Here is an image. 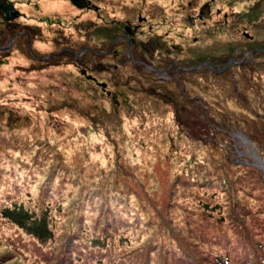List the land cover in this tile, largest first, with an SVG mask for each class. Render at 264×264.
Returning a JSON list of instances; mask_svg holds the SVG:
<instances>
[{"label":"rangeland","instance_id":"374dc122","mask_svg":"<svg viewBox=\"0 0 264 264\" xmlns=\"http://www.w3.org/2000/svg\"><path fill=\"white\" fill-rule=\"evenodd\" d=\"M2 7L0 264H264V175L255 156L264 165V113L237 97L232 78L211 72L220 62L201 69L202 56L189 53L202 43H264V0H0ZM9 11L31 26L18 29L50 60L32 61L13 40ZM115 21L138 26L133 43L144 41L149 52L139 60L148 64L115 45L119 59L85 62L104 88L69 54L55 55L99 48ZM159 43L197 71L161 79L152 70ZM260 49L248 51L264 58Z\"/></svg>","mask_w":264,"mask_h":264},{"label":"flooded vegetation","instance_id":"af4514ba","mask_svg":"<svg viewBox=\"0 0 264 264\" xmlns=\"http://www.w3.org/2000/svg\"><path fill=\"white\" fill-rule=\"evenodd\" d=\"M187 5L192 6L193 2L191 1ZM1 9H0V13L4 10V8H3V10H1ZM200 13H202V12H200ZM4 15L9 20V22L14 21L17 18L16 15L14 16V14H12V15L11 14L10 15L4 14ZM200 15L209 17L210 14H204V15L200 14ZM17 16H18V14H17ZM140 17L141 16H139L138 18L141 19ZM118 23H119V25L116 28L113 26L109 27L110 29L115 28L116 31H112V32H115V35L111 38V40H110L111 42H110L109 48L107 50H103V47H104L103 44H101V46L99 48L91 46V45L87 46V47H85L84 52H82V47H79L78 51H76V49L63 47V48L55 51L56 52L55 55H57V57H59L60 52H62V51L64 54H69L74 59L75 64L80 67V69H79L80 73H81V70L84 69L87 76H89L90 74H88L89 70L86 68L87 65L85 63V59L89 58V60H91L92 62H96V60H97L96 57H98V56L99 57L104 56V58L109 56V57L113 58V60H117V59H119V56H118V53L116 50L117 46H115V45H117L119 43H125V56L127 59L131 60L133 57H136L137 61L143 62V61L139 60V56H140V54L145 53L146 48L143 45H141V44H144V41L139 40V43L136 45L130 39V35H132V36L135 35L137 25L130 26V25L123 24V26L121 27L122 22L120 21ZM29 27H31V26L27 25V29ZM117 31H119V32H117ZM13 32H14L13 37L15 38L13 40L16 42V40L18 39L21 42L22 46L24 43V46H25L24 49H26V51H27V53H28V55L32 61H34V62L37 61L38 63H44L45 61L50 60L49 58H52L50 53H48L46 55H41L40 53H37V51L35 50V48L32 45L33 37L30 36L28 31H22V30L15 31V28H14ZM132 43H133V45H131ZM254 46H257V43H252L250 48L248 46H244L243 48H239V49L236 48L232 51L231 56H238L239 54L244 53V55L250 54L251 56H255L258 58V60H260L259 55L252 54L253 50L248 51L249 49L253 48ZM1 48H3V47H1ZM200 54L202 56V59L198 62V63H201L199 68L203 69V68L209 67V65H210L208 63L209 52L208 51H206V52L202 51ZM228 54H229V52L227 53V55ZM204 55L206 56V58H203ZM217 56L220 57V54H218ZM156 57H157V61H156L157 65L153 66L152 70H155L156 74L161 79H164L169 83L171 82L172 77L168 76V77L164 78V77H162L161 74H163V73L169 74L173 71H179L178 68H180V70H183V71H191V70L195 69L194 67H191V66L187 67V66H183L181 64V63H185V64L189 65L190 62H181L178 59L172 58L171 54H170V48H169V50L167 49L166 54H163L161 51H158ZM106 59L108 61H111L110 58H106ZM120 59L124 60L125 57L121 56ZM216 60L218 61V60H222V59H216ZM261 61H264V60L262 59ZM149 62H151V61H149ZM233 62H235V60L231 59L229 57L228 60L226 61V63H224L222 66L223 71L227 70V68ZM108 63H110V62H108ZM143 63L148 64V62H143ZM234 64H236V63H234ZM95 70H97L96 67H91L90 72L95 71ZM212 70H214L213 67H212ZM216 71H218V70H216ZM87 78L94 80V82H96V83L99 82V81H96L97 77L94 78L92 76V77H87ZM104 88H105V85H104Z\"/></svg>","mask_w":264,"mask_h":264},{"label":"trees","instance_id":"16d2710c","mask_svg":"<svg viewBox=\"0 0 264 264\" xmlns=\"http://www.w3.org/2000/svg\"><path fill=\"white\" fill-rule=\"evenodd\" d=\"M189 1V0H188ZM182 3H185V2H182ZM188 6V5H186ZM95 7V6H94ZM3 10V8L1 9ZM119 21H115L114 23H111L110 26H108L107 28H105V39L102 41V44H103V50H107L109 48V44H110V40L111 38L115 35V32H112V31H116V27H118ZM21 22H19L18 20H14V21H11L10 22V26L11 28L14 27L15 28V31H18V30H22V29H27V26H22L20 24ZM104 26V25H103ZM103 26H101L100 28H102ZM115 27L114 29H110L109 27ZM19 28H22V29H18ZM221 27V26H219ZM137 28L138 26L136 27V33H137ZM97 29V28H96ZM119 32V31H117ZM135 33V35H136ZM246 31H243V34L246 36ZM132 36L130 35V39L134 42L137 40L136 36ZM139 43V40L138 42L135 44L137 45ZM254 42H250V43H247V44H238V43H234V44H228L226 45L224 42H217V43H212V44H204L202 43L201 44V47L200 48H195V49H191L190 50V54H193V55H198V56H201V52H206V51H212L214 52L215 54H220V57H218V59H222V60H216L215 58H208L209 62L210 60H213L215 62H220L222 65L224 63H226V61L228 60V58H237L236 56H231V53L234 49L236 48H243L244 46H250V44H252ZM261 43V42H260ZM264 44V43H263ZM141 46V45H140ZM161 44L159 43L158 46H157V49L155 48H151V52L153 51H156V50H162L164 49L166 46H164L163 48L160 47ZM84 47V46H83ZM160 47V48H159ZM168 47L170 48V46L168 45ZM58 49H61V48H57L55 49V51H57ZM145 52H149L148 48L145 49ZM229 52V54L227 55V53ZM101 58H104V56H100ZM259 58H262L264 59L263 57H259ZM202 59V58H201ZM201 59H199L197 62H199ZM255 59V58H254ZM253 59V60H254ZM101 59H97V61H100ZM87 61H90L89 58H86L85 59V62ZM213 63V62H212ZM103 65H110V63H102ZM117 64V63H116ZM213 64H216V63H213ZM250 64L252 66V68L250 67ZM112 65H115V64H112ZM219 66V64H217ZM249 65V67H248ZM237 67H241L240 68V72L239 73H235V69ZM261 67H263L259 62H252L251 60L250 61H247L246 63H244V61L242 63H236V64H231L227 70L225 71H221V72H216V71H213L211 70V72H214V73H217V74H221V73H225L226 76H228L231 81H234V85L233 86V89L235 90H239L240 91V94L237 95V97H240L242 95L241 98L243 99H248L249 101L247 102V104H249L251 106V109L256 112V113H264V88L262 86H260L259 83H255V88H256V93H253L252 95L254 96L253 99L249 98L248 97V93H244V89H243V85L245 87H248V84H249V79L252 77L253 74L255 73H258V72H261L263 74V72L260 70ZM203 69H208L210 71L209 68H203ZM262 70L264 71V67L262 68ZM97 71V70H95ZM197 71L196 69H193L191 71H189L188 73H192V72H195ZM200 71V70H199ZM235 71V72H234ZM80 72V71H79ZM90 72V71H89ZM90 75H92L94 78H96L95 75H93V73H89ZM182 73L184 75H186V73H184L182 71ZM81 74V73H80ZM82 75V74H81ZM84 76V75H83ZM239 76V78H238ZM85 79L87 80H91L89 78H87V75L84 76ZM138 78V77H137ZM97 79V78H96ZM92 82H94V80H91ZM143 83V86H144V82ZM98 84V83H97ZM145 87V86H144ZM186 89V87H185ZM252 100V101H251ZM29 161V160H28ZM28 161H24L22 164L23 165H27L28 164ZM10 169V168H9ZM210 200H211V203H214L215 202V198L214 196H210ZM12 222V221H11ZM13 223V222H12ZM242 263H245V259L244 257H240L239 259ZM219 262H221L222 264H226L229 262V258H221V260L219 259ZM241 262H239L241 264Z\"/></svg>","mask_w":264,"mask_h":264},{"label":"water","instance_id":"95a60500","mask_svg":"<svg viewBox=\"0 0 264 264\" xmlns=\"http://www.w3.org/2000/svg\"><path fill=\"white\" fill-rule=\"evenodd\" d=\"M11 13H12V11H9V12H8V15H10ZM84 51H85V49H82V52H84ZM217 70H218V71H221L222 69H217ZM81 73L86 75L84 69L81 70ZM87 77H92V76L89 75V76H87ZM98 84H99L100 86H102V87L105 85L104 82H98ZM260 167H261V169L263 170V175H264V165H261Z\"/></svg>","mask_w":264,"mask_h":264},{"label":"bare ground","instance_id":"6f19581e","mask_svg":"<svg viewBox=\"0 0 264 264\" xmlns=\"http://www.w3.org/2000/svg\"><path fill=\"white\" fill-rule=\"evenodd\" d=\"M255 156H257V154H255ZM256 158H257V161L261 164V163H262V162H261L262 159L260 160V158H259L258 156H257Z\"/></svg>","mask_w":264,"mask_h":264},{"label":"clouds","instance_id":"9594fccd","mask_svg":"<svg viewBox=\"0 0 264 264\" xmlns=\"http://www.w3.org/2000/svg\"><path fill=\"white\" fill-rule=\"evenodd\" d=\"M132 60V59H131ZM98 83V82H97ZM105 83V82H104ZM106 84V83H105ZM99 85V84H98Z\"/></svg>","mask_w":264,"mask_h":264}]
</instances>
